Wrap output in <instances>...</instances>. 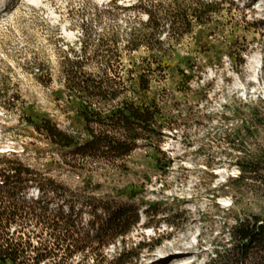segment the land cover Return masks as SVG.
<instances>
[{"label": "rangeland", "instance_id": "374dc122", "mask_svg": "<svg viewBox=\"0 0 264 264\" xmlns=\"http://www.w3.org/2000/svg\"><path fill=\"white\" fill-rule=\"evenodd\" d=\"M171 1L14 0L0 18V158H19L38 173L45 190L35 184L26 195L38 207L83 209V232L96 244L105 243L109 264H118L120 254L125 264L189 263L195 254L174 258L189 246L202 253L195 264H211L232 246L230 229L238 220H264V187L251 179L234 182L238 158L264 145L263 125L256 126L255 136L236 135L252 114L264 121V0H215L220 13L204 26L195 23L193 33L179 42H169L171 56L162 64L151 63L149 49L130 51L128 39L147 23L146 9L168 8ZM162 33L172 34L169 23ZM70 60L124 96L162 108L161 147L172 160L168 170L154 167L155 151L143 139L127 158L125 173L99 159L77 162L71 151L27 124L26 114L47 115L62 130L86 136L77 102L65 89ZM141 75L149 82L146 91L139 86ZM48 178L77 194L133 204L139 222L126 236H106L91 228L93 209L54 194ZM128 185L140 191L134 200L121 193ZM97 214L109 218L102 209ZM186 232L181 246L163 250Z\"/></svg>", "mask_w": 264, "mask_h": 264}, {"label": "trees", "instance_id": "16d2710c", "mask_svg": "<svg viewBox=\"0 0 264 264\" xmlns=\"http://www.w3.org/2000/svg\"><path fill=\"white\" fill-rule=\"evenodd\" d=\"M219 5L215 0H173L168 8L163 4H153L145 10L148 14L147 23L129 36V50L137 51L146 46L151 53V63L162 64L166 56H171V51L167 49V46L172 47L169 42H179L191 35L195 23L203 26L208 24L213 16L220 13ZM166 23L170 24L172 30L169 37H164L162 33ZM101 42L103 44L100 46L104 47L105 42ZM86 49L83 47L84 54L87 53ZM95 56L99 59L101 55ZM107 57L104 54L102 56L106 70L109 67ZM243 63L244 59L241 58L239 64ZM82 67L80 61L70 60L69 68L65 71V89L77 102L86 136L62 130L47 115L34 117L33 114H26L27 124L53 145L71 151L77 157V162L99 159L125 173L130 171L127 158L136 149L137 141L143 139L155 151L154 167L168 170L172 160L166 158L161 147L165 126L162 108L156 102L138 103L124 96L123 92L85 74ZM139 86L144 91L149 89V82L143 75L140 76ZM248 121L236 132L238 137L242 133L246 137L255 136L256 126H264L258 114H252ZM227 137L231 141V136ZM233 141L235 143L237 140ZM257 146L255 152L238 158L236 163L240 175L234 182L244 183L251 179L264 187V145ZM5 158L3 161L0 158L3 185L0 186V264H90V260L93 264H109L103 252L105 243L96 244L90 234L83 232V209L76 213L74 208L38 207L39 202L28 198L27 192L35 184L40 186L39 183H42L40 190L44 191L46 184L33 168L19 158ZM48 182L54 194L66 197L67 202L91 207L94 213L91 228L99 229L106 236H126L139 222L138 211L132 209L137 207L133 204L77 194L52 178H48ZM121 193L134 200L140 191L128 185ZM98 209H102L109 218L97 214ZM230 232L232 246L211 264H264V220L259 216L240 219ZM78 254L80 257L75 259ZM124 255L120 254L118 264L127 262L123 259Z\"/></svg>", "mask_w": 264, "mask_h": 264}, {"label": "bare ground", "instance_id": "6f19581e", "mask_svg": "<svg viewBox=\"0 0 264 264\" xmlns=\"http://www.w3.org/2000/svg\"><path fill=\"white\" fill-rule=\"evenodd\" d=\"M5 0H0V8H4L5 6ZM256 65H255V62H253L248 71L251 72L252 74L255 73L257 70H256ZM189 238V232H186L185 235L177 240H175L172 244H168L167 246H165L163 248V250L166 252V253H171L173 251V247L175 246H181V242L184 241V239H188ZM198 246H200V244H198ZM197 246V247H198ZM185 250V253H181L180 255L178 256H174V258L176 259H181L183 258V254L186 256L188 255H191L190 253L192 254H195V256L197 257L196 259H198L202 253L200 251H197V248L195 246H189V247H186L184 248ZM196 259L193 260V261H190L189 263H184V264H195L196 263ZM176 264H183L181 262H179V260L175 261ZM144 264H167L163 259H154L152 261H146Z\"/></svg>", "mask_w": 264, "mask_h": 264}]
</instances>
